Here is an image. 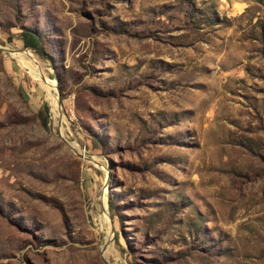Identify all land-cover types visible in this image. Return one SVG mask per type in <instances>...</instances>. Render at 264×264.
Returning <instances> with one entry per match:
<instances>
[{"label":"rangeland","instance_id":"obj_1","mask_svg":"<svg viewBox=\"0 0 264 264\" xmlns=\"http://www.w3.org/2000/svg\"><path fill=\"white\" fill-rule=\"evenodd\" d=\"M0 264H264V0H0Z\"/></svg>","mask_w":264,"mask_h":264},{"label":"trees","instance_id":"obj_2","mask_svg":"<svg viewBox=\"0 0 264 264\" xmlns=\"http://www.w3.org/2000/svg\"><path fill=\"white\" fill-rule=\"evenodd\" d=\"M21 39L25 48L34 51L41 58L46 59L47 54L43 45V37L39 30L33 28H24L21 33ZM49 106L44 104L42 110L46 113V119H44V125L47 126L49 116Z\"/></svg>","mask_w":264,"mask_h":264},{"label":"water","instance_id":"obj_3","mask_svg":"<svg viewBox=\"0 0 264 264\" xmlns=\"http://www.w3.org/2000/svg\"><path fill=\"white\" fill-rule=\"evenodd\" d=\"M6 51H8V53H10V54H13V53L20 52V51H22V50L18 51V50H7V49H6ZM43 77H44V76H43ZM44 79H46V77H44ZM61 103H62V101H61V98L59 97V105H61Z\"/></svg>","mask_w":264,"mask_h":264},{"label":"bare ground","instance_id":"obj_4","mask_svg":"<svg viewBox=\"0 0 264 264\" xmlns=\"http://www.w3.org/2000/svg\"><path fill=\"white\" fill-rule=\"evenodd\" d=\"M19 54H20V56H19V55H18V56H19V58H20V60H21V58H22V55H21V53H20V52H19ZM51 88H52V87H51Z\"/></svg>","mask_w":264,"mask_h":264}]
</instances>
